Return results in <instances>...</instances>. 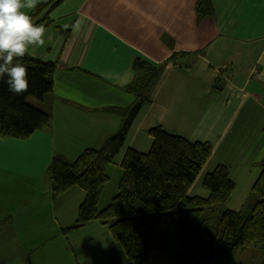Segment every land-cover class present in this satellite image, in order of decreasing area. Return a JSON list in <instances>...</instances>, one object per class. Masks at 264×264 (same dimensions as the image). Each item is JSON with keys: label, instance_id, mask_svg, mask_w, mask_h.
Segmentation results:
<instances>
[{"label": "crops", "instance_id": "obj_1", "mask_svg": "<svg viewBox=\"0 0 264 264\" xmlns=\"http://www.w3.org/2000/svg\"><path fill=\"white\" fill-rule=\"evenodd\" d=\"M199 1L84 0L73 13H59L63 2L53 10L45 46L29 54L57 62L53 95L36 103L52 111L53 123L28 140L0 138L1 241L19 239L14 228L16 237L5 233L16 210L36 202L53 208L46 172L55 155L74 160L119 130L120 118L106 109L133 102L124 87L134 80L135 59L163 66L164 72L127 146L148 152L149 130L155 126L190 142L209 143L212 156L189 194L207 197L205 176L225 165L236 188L221 209L251 206L264 160V0H211V16L201 20ZM122 155L110 165H119ZM63 227L59 223L56 235L28 246L26 254L34 257L44 249L53 264H71L56 242Z\"/></svg>", "mask_w": 264, "mask_h": 264}, {"label": "trees", "instance_id": "obj_2", "mask_svg": "<svg viewBox=\"0 0 264 264\" xmlns=\"http://www.w3.org/2000/svg\"><path fill=\"white\" fill-rule=\"evenodd\" d=\"M63 1L41 0L30 15L37 24L52 26L51 13ZM197 12L198 20L210 17L211 0H200ZM23 60L29 70L26 92L14 94L0 80L3 140H28L34 133L50 129L53 123L52 111L30 99L44 103L47 96L53 95L57 62L29 54ZM133 71L134 80L124 87L133 97L131 105L106 109L120 118L119 130L100 148H87L72 161L55 155L48 166L53 200L74 188L85 192L77 219L61 228V233L68 235L94 222L108 225L112 242L103 264H151L155 253L166 250V227L178 234L174 264H235L252 246L262 251L264 264V160L251 191L257 201L248 213L231 209L219 212L216 208L224 205L236 188L225 165H218L205 176L207 197L191 196L189 191L212 156V146L192 143L155 126L149 130L153 144L148 152L128 147L134 123L151 105L164 67L135 59ZM216 88L222 87L217 84ZM120 154L123 175L118 193L107 207L99 209L101 195L110 182L107 167Z\"/></svg>", "mask_w": 264, "mask_h": 264}, {"label": "rangeland", "instance_id": "obj_3", "mask_svg": "<svg viewBox=\"0 0 264 264\" xmlns=\"http://www.w3.org/2000/svg\"><path fill=\"white\" fill-rule=\"evenodd\" d=\"M83 1L65 0L58 7L59 13L61 14L64 11L73 13ZM57 24V26L61 25ZM30 102L37 103L32 98ZM109 166H111V180L101 195L98 205L99 209L109 205L113 197L118 193L119 182L123 175V169L120 165ZM64 195V197L62 196L63 198L60 197L62 199L59 198L60 200H53L51 196L53 208L45 203L36 202L22 212L20 210L15 211L16 216L12 220L14 224L13 226L10 225L5 233L16 237L12 232L14 228V231L19 233V239L3 242L0 237V264H53L47 258L44 249H41L34 257L27 255L26 252L28 246H39L45 239L56 235V231L60 229L58 228L59 223L64 225V227H68L77 219L78 209L84 200L85 192L80 188H74ZM252 200L254 202L249 201L248 205L257 201L253 196ZM222 207L223 205L216 208L220 212ZM249 209L250 206L243 208L242 211L248 213ZM163 235L165 237L166 250L155 253L151 264H174L172 258L177 252L176 242L178 234L173 228L166 227L163 230ZM56 242H60L65 247L66 256L71 261V264H103L110 250L112 235L110 227L101 224L98 230L80 229L68 235H62L61 239H57ZM262 262V251L258 246H252L235 264H262ZM56 263L61 264L59 260Z\"/></svg>", "mask_w": 264, "mask_h": 264}, {"label": "clouds", "instance_id": "obj_4", "mask_svg": "<svg viewBox=\"0 0 264 264\" xmlns=\"http://www.w3.org/2000/svg\"><path fill=\"white\" fill-rule=\"evenodd\" d=\"M39 0H0V80L14 94L29 87L28 66L23 58L45 46L46 27L30 15ZM6 77V79H5Z\"/></svg>", "mask_w": 264, "mask_h": 264}]
</instances>
